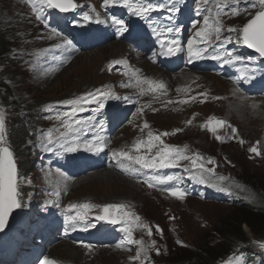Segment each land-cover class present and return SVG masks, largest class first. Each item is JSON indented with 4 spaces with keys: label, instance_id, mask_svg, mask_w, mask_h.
I'll return each instance as SVG.
<instances>
[{
    "label": "rangeland",
    "instance_id": "rangeland-1",
    "mask_svg": "<svg viewBox=\"0 0 264 264\" xmlns=\"http://www.w3.org/2000/svg\"><path fill=\"white\" fill-rule=\"evenodd\" d=\"M73 1L77 7L73 14L67 15L76 14V24L81 4L88 2L86 12L95 18L92 13L96 15L98 12L94 11L89 3H92L97 10H100L103 3V0ZM220 2L224 4V0ZM33 6L37 10L48 9L49 11L42 10L43 17L37 19ZM206 7L212 9L214 16L216 11H221L220 20L224 28L221 36L224 40L230 38L231 41L238 40L240 37L237 34L239 31L229 32L230 27L240 30L259 11L264 10L259 0H239L236 5L228 0L222 10L215 7V0H210ZM233 8L239 9L238 15L230 14ZM52 11L55 10L43 7L40 0H32L31 4L28 0H0V45L9 47V51L0 57V112L3 113L5 120L4 141L0 146L8 147L13 153L17 169L16 179L23 177L16 188L24 187L26 183L36 187L40 183L42 174L36 170L37 166L44 167L56 161L68 163L73 159L74 152H65L57 143L53 146L52 153H44L43 158L47 160L45 161L39 156L35 139L39 133H43L58 122L50 120L58 114L56 107L52 104L61 103L62 113L71 112L72 106L64 102L82 97L93 88L95 89L91 92L101 89L115 93L116 105L112 107L117 111L105 119L108 110L107 101L114 104V101L107 100L108 98L101 97L104 102L103 108H99L96 102L84 104L85 109L91 107L92 110H85L81 116V121L86 123L78 126L82 128L79 135L80 142L93 140L100 123L105 125L106 130L116 119L122 122V126L111 139L113 143L111 147L123 148L133 156H144V145L139 152L134 151L132 146L137 140L147 141L148 134L151 132L154 136L160 137L159 141L154 142L156 145L166 144L176 148H186L191 156L198 154L203 158V161L197 160V164L203 167L187 176L178 171V166L152 169L149 176L139 184L131 180L134 177L132 174L136 173L130 174L118 165H112L97 173L89 174L91 176L83 177V175L81 176L83 178L77 182L70 179L68 183L58 185L62 188L73 185L67 196L71 202L88 200L92 205H96V202L130 201L132 202L130 205L137 208L143 217L161 226L164 236L160 238L148 225L147 228L142 227L137 240H143L146 246L155 242L156 251H150L152 247H148L146 253H142L139 259L133 260L132 258L139 251L138 245L135 244V250L128 247L124 251L104 248L103 241H85L83 245L78 246L76 244L78 242L74 243L72 240L81 241L82 237L84 239L86 237L65 231L63 224L58 222L54 229L40 239L39 248L32 250L30 245H27L29 247L26 252L27 257L31 260L29 264H42L43 260L49 257L64 264H141V261L145 264H173L180 260H189L186 264H224L228 259L227 254L230 253L226 252L230 251L231 246H234L232 250L247 245L241 244L242 241H248L250 244L264 242V221L252 215L256 210L251 207V205L256 206L257 202L264 207V94L255 88L257 83L245 76L244 79L248 84L254 85V88L250 90L251 92L242 91L239 94L233 89L234 85L229 80L218 77V74L199 73L194 71V68L178 73V71L154 67L150 60L145 59L146 57L150 59L149 56L133 51L132 53L140 57L139 60L146 61L139 65L142 69V71L139 69L142 77L136 75L137 78L144 79L145 74L156 70L162 74V77L155 81H162L166 90L151 93L136 92L130 89L126 79L123 84L124 91L118 93V89L114 87V83L120 80L116 72L119 73L126 68L113 63L111 69H106V60L111 56L110 47L107 46V49L102 50L97 48V50L81 51V53H76V48L73 49L71 46L64 48L62 45L66 39L53 33L56 29L53 25ZM125 12L132 19L137 18L138 21L144 19L131 14L128 9ZM144 23L147 26L151 25L152 28L165 30L164 24L159 20ZM125 24L128 26L127 23ZM100 30L109 33L110 25L105 22L95 23L93 19L81 32L84 36H88ZM133 30L135 26L132 24L130 31ZM213 44L216 50H222L219 48L220 41H215L213 38ZM225 44L228 45V43ZM182 47L187 51V40ZM44 49L47 50L43 51ZM69 51L76 53L78 57L76 59V55L69 57ZM207 52L214 54V48L209 47ZM123 53L124 51H121V57H124ZM124 59L126 58L117 61L121 60L119 64H123ZM39 60L45 61V64L50 67L47 68L49 73L43 78L39 77L40 72L34 73L41 67ZM110 61L114 60L110 59ZM36 62L38 64H35ZM58 62L61 66L57 64ZM249 63L251 60H246L245 64ZM61 68H63L62 71H60ZM130 68L132 67L127 66V71L132 74L133 71L128 70ZM153 79L154 77L151 78ZM104 86L107 87L103 88ZM127 92L148 96H145L143 102L134 104L139 109L129 110L132 106L129 103L130 98L122 104L119 103L121 99L130 96ZM193 97L195 99H192ZM46 106H51V111H45ZM124 109L127 113L123 112ZM79 113L75 114V118L80 119ZM131 114L133 116L128 120ZM212 118L226 122L215 134L204 127ZM64 119L66 120L67 117ZM17 120L20 126L13 127ZM189 121H191L190 124ZM145 122L149 125L148 128L144 127ZM87 128L91 130L87 131V134L92 132L89 138L85 136ZM59 131H64L62 122L59 125ZM163 133L169 135H162ZM26 135L29 137L21 145L23 140L20 142L18 139L21 137L25 139ZM216 135H219L221 139L217 140ZM241 140L244 143H240ZM252 147H257L260 155L251 152ZM153 150L157 152L159 147H154ZM209 160L214 163H208ZM90 166L88 164L80 171H87ZM27 169H30L29 175H25ZM44 169L48 171L45 167ZM208 169L214 171L209 172ZM52 172L62 179L65 177L60 169L53 167ZM157 176L173 177L171 182L186 193L184 198L168 197L157 190L158 185H156L158 188L154 189L153 177ZM179 179H181L180 185L177 184ZM145 181L151 182L154 187H149ZM232 193L234 197L240 196L241 200L245 201L244 207L234 206L233 199L230 198ZM24 194L28 193L25 191ZM32 205V208H35V204ZM248 222L251 224L249 225ZM53 225V223L49 224L47 230H50ZM143 225L146 224L143 222ZM148 229H151V236L147 234ZM40 234V231H34L32 236ZM229 234L234 235L224 242ZM65 237L68 238L66 241H69L68 245L65 244L70 250L53 254L52 251L57 245H50L57 238H59L58 244L65 242L61 240ZM178 241L181 242L178 243ZM182 242L184 247H181ZM84 245L92 246L91 250ZM118 245V242H113L111 247L116 248ZM205 250L208 251V255ZM157 252L159 254H156ZM223 254L226 256L221 258ZM0 264H9V262L1 259L0 255Z\"/></svg>",
    "mask_w": 264,
    "mask_h": 264
},
{
    "label": "snow or ice",
    "instance_id": "snow-or-ice-1",
    "mask_svg": "<svg viewBox=\"0 0 264 264\" xmlns=\"http://www.w3.org/2000/svg\"><path fill=\"white\" fill-rule=\"evenodd\" d=\"M28 2L31 4L32 0H28ZM209 2L210 0H199V5H203L205 7L198 6L197 14H200L201 12H207L208 15H205L203 17L204 27L196 30L194 36L187 40V53L189 59L190 60L213 59L230 65L242 61L244 58L241 57L240 55H233L231 52L228 51H225L223 54H221L218 50L215 49V46L213 44V38L215 39V41H220L219 47H223L224 43H230L231 40L230 38H228L225 41H221V33L223 30L221 21L219 19L221 15V11H216L214 21L211 24L209 23V16L213 15L212 9L206 7L209 4ZM238 2L239 0H231V3L233 5L238 4ZM40 3L43 6H46L47 8L58 9L61 13L74 11L77 7V5L73 2V0H40ZM103 3L105 6L122 5L123 7L129 9L132 12V14L144 19H147L148 13L160 9H164V5L143 3L142 0H136V2H133V0H103ZM227 3L228 0H224V4H222L220 0H215V7L217 9L222 10ZM259 3L261 6H264V0H259ZM33 10L36 12L37 19H41L43 17L44 12L42 10H37L35 9L34 6H33ZM165 10L171 12L172 15H170L168 18L169 20L174 21L177 18V15L180 14L182 11L181 6L179 4V0H176L175 3L171 4ZM224 14L228 15L229 13H224ZM230 14L238 15L239 9L233 8ZM83 19L86 21H92L94 19V22L98 24L104 23V21L100 19L99 13H96L95 18H93L87 12H85L83 14ZM112 23L118 26L119 33L123 34L128 31V27L125 24L124 20L113 19ZM192 27L196 29V24L194 23ZM152 31L158 37L163 36L165 32L171 35L170 39L161 40L162 48L166 49V51L162 52L161 55H175L176 53L184 50L183 47L181 46V41L178 39L180 34L178 25L167 27L165 30H159L158 28L153 27ZM228 31L229 32L239 31L240 39L237 41V43L242 42L243 44L247 45L248 48L254 49L257 53L260 54L261 57H264V10L259 11L254 16V18L251 19L242 29L237 30L235 28H229ZM197 38L199 39L197 40ZM197 43L204 44L205 47L197 48L196 47ZM71 45H72V41L66 40L64 42V45L62 46H71ZM209 47L214 48V54L205 56L204 54L207 53ZM114 63H120V62L115 61ZM256 72L257 69L252 68L247 78L254 79ZM137 83L138 85L139 84L148 85V89L147 90L142 89V93H146V91L157 92L159 90H166V86L162 81L157 82L149 79H144L142 81L138 80ZM111 96L112 93L110 91H102L101 89H96L94 92H88L84 96L79 97L77 99H70L65 101L64 103L66 105L72 106V111L58 113L55 116V119L57 121L62 122V127L64 131H59V129H57V131H59V137L55 141L53 140V133L49 132L47 134V142L49 144H52L54 142L58 143L59 146L63 148L65 152H76L77 149L80 147H83L84 150L88 152L99 153L103 151L105 144H104V137L103 135H101V133L105 130V125L103 123L99 124L97 134L93 140L80 142L79 135L82 131V128L78 126H82L86 122L75 118V114L85 111V108L83 107L84 104H91L96 102L98 103L99 108H103L104 102L103 99H101V97L109 98ZM125 99H127V97H125ZM192 99H195V97H193ZM217 99L219 98L217 97ZM182 102L187 103L188 101H182ZM169 103H171V101H169ZM253 107L256 106L253 105ZM95 110L96 109H94V111ZM45 111H51V106H46ZM65 117H67L66 120L64 119ZM188 123L190 124L191 121H189ZM225 124H226L225 121L212 118L207 122L206 125H204V127L208 128L211 132L215 134L217 130L219 128H222ZM144 127L148 128L149 125L145 122ZM4 131H5L4 115L2 112H0V144H2V142L4 141ZM162 135H169V134L163 133ZM159 139H160L159 136H154L151 132H149L147 141L137 140L132 146L133 150L139 152L141 146L144 145L147 147L148 151L151 152L154 147H159L154 143L155 141H159ZM216 139L220 140L221 137L219 135H216ZM240 143H244V141L241 140ZM185 151L186 149H179L165 144L162 146V148H159L156 155L151 159L142 155L133 156L124 150L113 152L112 158L117 160L118 162L121 158L124 160L133 161L135 164H138L142 168H147V169L177 167L181 160H190L193 165H196L197 160L203 159L198 154L195 155L194 157L184 155ZM250 151L257 155H260V152L258 151L257 147H252ZM208 163H214V161L209 160ZM200 167H203V165H200ZM208 171L212 172L214 170L208 169ZM153 179L156 181L157 184H164L169 181H172L173 177L157 176V177H153ZM145 182L148 183L149 187H154V184H152L151 182L149 181H145ZM16 183H17L16 165L13 159V153L10 151L8 147L0 146V232L4 231L5 227L7 226L8 218L11 215L12 211L14 209H18L21 207V204L17 199ZM169 193L170 195L177 197L179 199H183L184 196L186 195V193L178 187L170 188ZM94 207L95 206L90 203L70 204L68 206L69 211L80 210V209H83L84 211L78 212V215L76 216H69L67 218L68 226L73 230H75L77 223L80 222L85 224L84 230H86L87 227L89 226L86 223L87 213L90 212ZM124 208L125 205H107L102 209L103 215L97 216L96 219L107 221L110 224H120L122 222L121 217L112 216L111 212L112 210L120 212ZM124 216L125 217L133 216V214L124 213ZM134 220L138 222L140 221V217L134 216ZM123 222L127 223V220H124ZM91 226L95 227L94 224ZM137 226H141V225L138 224ZM142 227L147 228L148 226L142 225ZM122 230L126 232L128 235V243L136 244L139 246V251L137 252L136 256L132 258L133 260L139 259L142 253H146L148 247H152V248L155 247V242H152L151 245L146 246L143 240L133 239L131 228L125 227ZM147 234L151 236L152 234L151 229H148ZM84 247L91 250L92 246L84 245ZM118 247H120V245H118ZM259 247L261 249H264V242H260ZM157 254H159V252H157ZM244 260H245L244 256L240 255L236 258L235 264H244ZM42 264H55V262L45 258ZM141 264H143V261H141ZM228 264H233V262L229 261Z\"/></svg>",
    "mask_w": 264,
    "mask_h": 264
},
{
    "label": "bare ground",
    "instance_id": "bare-ground-1",
    "mask_svg": "<svg viewBox=\"0 0 264 264\" xmlns=\"http://www.w3.org/2000/svg\"><path fill=\"white\" fill-rule=\"evenodd\" d=\"M256 4V3H255ZM236 5V4H235ZM233 7V6H232ZM73 14V13H72ZM188 21H193V20H190V19H188ZM193 23V22H192ZM192 25L193 24H191L190 25V30H192V29H194L193 27H192ZM231 28V27H230ZM112 32H114V33H118V35L116 36V35H111V36H109L107 39H106V41H108L109 42V45H107V46H109L110 47V52H111V56H109L108 57V59L106 60L107 62H106V69H111V66L113 65V63L115 62V61H117V60H119V59H121V58H126L127 59V64L124 66L125 68L129 65V64H136V68H131V71H133V73L132 74H130V72H128L127 70H122L121 72H116V74H117V76L119 77V82L118 83H114V87L115 88H117L118 89V93L119 92H123L124 90H123V84L125 83V80L127 79L128 80V84H130V81H134V84H132L131 86H129L130 87V89H133V90H135L136 92H139V91H142V89L143 90H145L146 88H147V86L146 85H143L142 86V84H139L138 85V83H137V81L138 80H140V81H142V80H144V79H149V80H151V78H153L154 77V79L153 80H156L157 78H160V77H162V74L161 73H159L158 71H154V72H149V74H145V76H144V79H139V78H137V76L136 75H139V77H142L141 75H140V72H139V69H141L140 67H139V65H142L144 62H146L145 60H139L140 59V57L138 56V55H136L135 53H129V49H130V45L129 44H127L126 42H124V41H122L123 40V37H122V35H121V33H119V31H115V30H112ZM53 33H55V34H59V33H57L56 31H53ZM60 35V34H59ZM145 34L143 33L142 34V36H141V38H143V37H145L144 36ZM61 36V35H60ZM127 38H129L130 40H132L131 39V37H127ZM111 42H115V43H111ZM137 42H140V41H137ZM155 45H154V48H149L146 52H145V55L146 56H149V57H151V55L153 54V52H155L156 51V46H158V42H157V39H155ZM120 43H122L121 45H120ZM186 43V40H183V42H181V46L183 45V44H185ZM125 44H127L128 46H124ZM87 45V44H86ZM103 47V48H98V50H102V49H107L108 47ZM48 47V46H47ZM145 47L146 48H148V45H145ZM45 50H47V49H44L43 51H45ZM95 50V49H94ZM97 50V49H96ZM121 51H124V57H121ZM77 52H81L80 50H77ZM126 52H127V54H126ZM181 53H182V55H184L185 57H187L188 58V53H187V51H185V50H183V51H181ZM143 55V54H142ZM144 55V56H145ZM78 56L76 55V57H75V59L77 58ZM110 59L111 60H114L113 62H111L110 61ZM134 59V60H133ZM190 60V59H189ZM196 60L197 59H191L190 61H191V63L192 64H195L196 63ZM75 61V60H74ZM140 61H142V62H140ZM105 62V61H104ZM160 62L162 63L163 62V59H161L160 60ZM35 64H38V62H36ZM59 66H61V63H57ZM196 65H199L200 67H202L203 69H207V68H209L210 66H212V64H208V63H205V62H198ZM63 66V65H62ZM139 67V68H138ZM215 68V67H214ZM214 68H213V70H214ZM62 69L63 68H61L60 69V71H62ZM164 69H167V70H170V71H175V67L173 68V67H167V68H164ZM212 70V69H211ZM245 78V77H244ZM169 80V79H168ZM95 88H93L92 90H89V92H91V91H93ZM130 96H128L127 98H132V97H137V96H139V95H141V94H132L131 92H127ZM148 96V95H147ZM146 96V97H147ZM73 97V96H72ZM146 97H142V98H140V99H138L135 103L137 104V102L139 103V102H143V100H145V98ZM120 99V98H119ZM128 100H130V99H128ZM126 101V99L124 98V99H121V102H119L120 104H122V103H124ZM129 103H130V101H129ZM137 107V106H136ZM113 108V107H112ZM114 131H116V128H115V130ZM87 134V133H86ZM59 164H66L64 167H60L59 166ZM90 165H92V168H90V170H87L86 171V173L84 174V176L83 177H85V176H87V175H89V174H91V173H97V171H99V170H102L103 168H109V167H111L112 165H107L106 163H105V161L104 160H102V159H97L94 163H91ZM54 168H57V169H60V170H62L63 172H64V176L66 177V172H72V173H76V175H77V171L80 169V167H81V162L80 161H78V162H75V163H61V162H58V163H55L54 164V166H53ZM119 167V166H118ZM113 170V169H112ZM119 170V169H118ZM123 171V170H122ZM114 172V171H113ZM116 172V171H115ZM93 173V174H94ZM130 174H132V173H130ZM75 175V176H76ZM132 175H136V174H132ZM131 175V176H132ZM89 176H91V175H89ZM121 176V175H120ZM77 177V176H76ZM76 177H74V178H72V180H74V182H77L79 179H81V178H83V177H80V178H78L77 180H76ZM125 177V176H124ZM127 178V177H126ZM62 179V178H61ZM63 180V179H62ZM129 180V179H128ZM13 215H14V213H13ZM67 243H69V242H63V243H61L60 245L61 246H57L52 252H54L53 254H55V253H60L61 251L63 252V253H65V252H68L69 250H70V248L66 245ZM74 248V247H73ZM10 249H13L12 247H10ZM52 257H53V255H52Z\"/></svg>",
    "mask_w": 264,
    "mask_h": 264
},
{
    "label": "trees",
    "instance_id": "trees-1",
    "mask_svg": "<svg viewBox=\"0 0 264 264\" xmlns=\"http://www.w3.org/2000/svg\"><path fill=\"white\" fill-rule=\"evenodd\" d=\"M4 45V44H3ZM2 44L0 45V57L2 56V55H4L7 51H9V47L8 46H3ZM2 88H4V87H2ZM16 125V127H18V126H20V122H18V120H17V122H15L14 124H13V127ZM15 129H17V128H15ZM15 132H17L16 130H14ZM20 136V135H19ZM24 137V136H23ZM28 135H26V137H25V139H22V137H21V139H18V140H20V142L22 141V143H21V145L22 144H24V142H26V140L28 139ZM18 140H17V142H18ZM11 141V143H12V139L10 140ZM30 174V169H27V170H25V175H29ZM244 205V203H241V204H235L234 206H238V207H236V208H240V207H244L243 206ZM251 207L252 208H254L253 210H256L255 211V213H253L252 215L255 217V218H257V217H259V218H257V219H259L260 221H264V218H262V215H264V207L262 206V205H260L259 204V202H257V205L256 206H252L251 205ZM248 208V207H247ZM258 212H260L259 214H258ZM248 224L250 225L251 223H249L248 222ZM232 235H234V234H229V235H227L226 237V239L224 240V242H226V240L227 239H229V238H231L232 237ZM243 243H241V244H247L246 246H244V245H242V246H240V247H236V248H234V249H232L231 250V248L232 247H234V246H231V248H230V251H227L226 253H228V252H230L229 254H227V256H230L231 254H233V253H237V252H239V251H252L253 249H252V246H254L255 247V249L256 248H258L257 246H255V245H252V244H250L248 241H242ZM245 242H247V243H245ZM249 243V244H248ZM222 245L224 244V243H221ZM220 244V245H221ZM244 246V247H243ZM254 249V250H255ZM205 253H206V255H208V251H206L205 250ZM224 256H222L221 255V258H223V257H225L226 255L225 254H223ZM189 260H180V261H176V262H174L173 264H186L187 262H188Z\"/></svg>",
    "mask_w": 264,
    "mask_h": 264
},
{
    "label": "water",
    "instance_id": "water-1",
    "mask_svg": "<svg viewBox=\"0 0 264 264\" xmlns=\"http://www.w3.org/2000/svg\"><path fill=\"white\" fill-rule=\"evenodd\" d=\"M74 2V1H73ZM70 12V11H69ZM15 210V209H14Z\"/></svg>",
    "mask_w": 264,
    "mask_h": 264
}]
</instances>
